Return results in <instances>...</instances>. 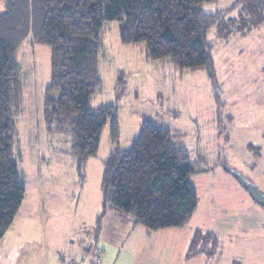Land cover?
<instances>
[{"label":"rangeland","instance_id":"1","mask_svg":"<svg viewBox=\"0 0 264 264\" xmlns=\"http://www.w3.org/2000/svg\"><path fill=\"white\" fill-rule=\"evenodd\" d=\"M236 0L205 2L206 13ZM0 0V10H4ZM238 10L227 16H237ZM216 83L206 70L185 72L170 61L146 58L144 44H125L120 23L109 24L100 54L101 91L92 105H118L119 145L131 147L146 118L177 134L190 155L191 181L199 197L182 227L149 231L102 211L104 160L111 151L110 123L82 183L68 128L45 116L51 84V49L30 36L22 45L23 112L16 116L15 159L27 178V194L13 226L0 241V264H264V206L222 161L264 192V24L228 40L208 32ZM213 232L203 250L190 254L196 231ZM148 231V232H147ZM94 248L97 254L87 251Z\"/></svg>","mask_w":264,"mask_h":264},{"label":"trees","instance_id":"2","mask_svg":"<svg viewBox=\"0 0 264 264\" xmlns=\"http://www.w3.org/2000/svg\"><path fill=\"white\" fill-rule=\"evenodd\" d=\"M215 0H2L0 10V241L13 226L26 194L27 178L15 159L16 116L23 112L24 77L20 58L30 36L51 49L52 80L45 116L72 134V150L82 183L89 158L97 155L110 123L112 147L104 160L102 211L149 231L182 227L199 202L191 181L195 172L187 148L173 130L146 118L128 149L119 145L118 105H92L103 85L102 41L110 23H120L125 44H144L146 58L166 60L181 72L206 70L216 83L213 43L208 32L228 40L264 24V0H236L225 11L206 13L201 5ZM238 10L237 16L227 13ZM226 159V158H225ZM216 234L196 231L189 253L203 250ZM87 251L97 254L94 248ZM91 264H95L93 261Z\"/></svg>","mask_w":264,"mask_h":264},{"label":"water","instance_id":"3","mask_svg":"<svg viewBox=\"0 0 264 264\" xmlns=\"http://www.w3.org/2000/svg\"><path fill=\"white\" fill-rule=\"evenodd\" d=\"M222 164L225 170L232 174L240 182V184L249 191L253 199L257 203L264 206V192L259 188V186L244 176L241 172L236 170L234 167L229 165L226 159L222 161Z\"/></svg>","mask_w":264,"mask_h":264},{"label":"built area","instance_id":"4","mask_svg":"<svg viewBox=\"0 0 264 264\" xmlns=\"http://www.w3.org/2000/svg\"><path fill=\"white\" fill-rule=\"evenodd\" d=\"M95 264H102L100 256H98L97 261H95Z\"/></svg>","mask_w":264,"mask_h":264},{"label":"crops","instance_id":"5","mask_svg":"<svg viewBox=\"0 0 264 264\" xmlns=\"http://www.w3.org/2000/svg\"><path fill=\"white\" fill-rule=\"evenodd\" d=\"M148 230V229H147ZM148 232V231H147ZM191 245V244H190ZM190 250V249H189ZM202 251V250H201Z\"/></svg>","mask_w":264,"mask_h":264}]
</instances>
